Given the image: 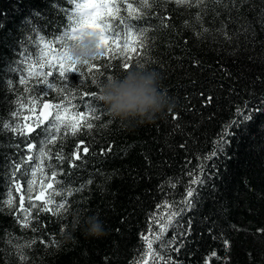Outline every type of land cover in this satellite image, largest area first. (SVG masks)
I'll return each mask as SVG.
<instances>
[{
  "label": "trees",
  "instance_id": "1",
  "mask_svg": "<svg viewBox=\"0 0 264 264\" xmlns=\"http://www.w3.org/2000/svg\"><path fill=\"white\" fill-rule=\"evenodd\" d=\"M98 4L107 5L99 12L104 22L119 25L129 42L139 36L142 54L130 61L117 49L115 59L109 53L77 65L64 82L47 75L51 69L36 64L34 52L44 48L42 38L52 42L68 29L65 10L71 13L74 3L0 0V264H264V112L230 127L238 108L264 99V0L236 7L231 0ZM129 24L138 27L127 32ZM126 63L158 71L175 107L148 122L114 119L89 69L96 65L101 82L122 74ZM45 81L53 84L46 96ZM92 93L99 119L79 107L91 129L72 134L60 121L47 133L38 127L48 126L45 102L61 104L50 111L70 120L78 99L88 94L87 104ZM29 126L35 131L28 133ZM224 132L231 133L224 151L209 160ZM201 179L203 187L192 183ZM190 187L199 192L194 207L173 216L186 207ZM52 192L66 209L38 214ZM29 196L36 207H28ZM93 215L105 234H86Z\"/></svg>",
  "mask_w": 264,
  "mask_h": 264
},
{
  "label": "snow or ice",
  "instance_id": "2",
  "mask_svg": "<svg viewBox=\"0 0 264 264\" xmlns=\"http://www.w3.org/2000/svg\"><path fill=\"white\" fill-rule=\"evenodd\" d=\"M69 3H74L75 7L71 13L68 12V10H65L66 14L69 16V21L70 24L68 26V29L61 35L54 37L52 42H45L42 38L41 42L44 43V48L40 49L39 52H34V55L36 56L35 63L41 65L42 67L44 66L45 63H47V66L51 71L47 72V75L51 76L53 80L55 79H62L64 82L67 80V76L65 75L66 73L69 72H78L79 69L77 68V65L75 64H69L65 65L64 60H65V42L69 40H73L77 38V33L82 27H88L94 31H97L100 33V40L101 43L98 45L99 47H102L103 49H107V52L103 51L102 56L108 55L109 53H113L112 59H115V52L117 49H119V56L120 57H126L131 61L133 54L141 55L142 53L139 51V49L135 46L136 44H139L141 48H143L142 42L139 40V36H137V39L134 42H129L127 40V35H123L120 29L119 25L115 26H110L109 24H106L104 22L103 17L100 15L98 11H96V6L89 4L88 0H85L83 3L76 2V0H68ZM145 5H147V0H143ZM178 3L183 4L185 0H177ZM200 2H203V0H200ZM243 4L247 3V0H231V6L236 7L237 4ZM100 7H107L106 4L101 5ZM129 8L132 7L131 4L128 5ZM225 7L227 8L228 5L226 4ZM118 11V8H117ZM231 11V9H229ZM261 25L264 27V20H261ZM137 25L135 24H129L127 32H132L133 29H137ZM108 37H113L111 41L108 39ZM123 39V47H121L120 43H118V39ZM58 43L60 47L54 48L53 44ZM131 43V46H130ZM83 65H89L88 63H85ZM130 64H124L123 67L125 69L130 68ZM105 68L107 67L104 66ZM99 69L96 68V65L93 64L92 67L89 69V72L91 73V80L92 83H99V81L96 80L95 74L98 72ZM83 73H81L82 75ZM110 77V76H109ZM108 78V77H107ZM45 85L47 88L46 90L41 89V92H44V95L46 96L49 91L52 90L53 84L49 83L48 81H45ZM81 85L83 86V81H81ZM66 88L71 87L67 83H65ZM88 94L82 95L77 102V105H74L72 110L73 112L76 113L70 120L65 118L62 119L59 114L53 115L52 112H48L47 115L45 116V120L48 121V126L44 127V121H40L38 127L41 128L42 131L47 133L48 131L51 130L52 128V122L53 121H60L64 127L70 128L71 133L75 134L82 128L86 127L88 129H91L93 127V124L90 122H87L85 119V114L79 112V107H86L88 110L89 114H92L93 118L99 119L98 116L95 115L96 113V108H94L92 105L95 102L96 94L92 93L90 94L92 96V100L89 101L87 104H84L83 101L86 98ZM44 109H50V108H55L57 110L61 109L62 105L61 104H44L43 105ZM67 110V109H65ZM259 112H264V99H262L259 103V105H253L252 107H249L247 104H245L243 109L238 108L237 109V115L238 119L233 120L231 122L230 127H236V126H245L247 122H250L254 119L255 114ZM49 117H51V120H49ZM79 117V118H77ZM7 130L10 131H18V129L11 127V125H4ZM35 131L31 126L28 127V133H32ZM20 134H25L21 132ZM231 133L230 132H224L221 134V139H220V146L218 147L216 152L212 153V156L209 157L208 159L211 160L213 157L218 155L219 153H222L224 151V145H226L227 137H230ZM27 147L29 149H32L34 146L31 143L27 144ZM108 151H111V148L108 149ZM84 152H88V148H84ZM77 159L80 157L77 156ZM29 160L32 159V157L28 158ZM16 171H19L20 166L19 165H14ZM211 167V166H210ZM53 175H56L53 173ZM13 176H15V172L13 173ZM26 184H30L31 182L26 181ZM59 183V181L57 182ZM193 184H199L201 187L204 186L205 180L201 179L199 181H192ZM83 187V186H82ZM49 189H52V184L48 185ZM16 191L21 190L20 185L17 184ZM80 189H75V191H79ZM29 193L31 192V188L28 187L26 189ZM55 195H59V193L52 192L48 196L46 200V204L50 206H45V204L39 205L37 208V213L39 214L40 211H43L45 213H54L59 215L63 210L66 209V204L61 202L57 203L53 197ZM199 192L194 193L193 189L190 187L186 193V196L188 199L184 202L186 207L184 209H181L178 213L173 212L172 215H180L183 216L186 214L187 211L191 210L194 205H193V198L194 196H198ZM21 200H23V197H20ZM36 200H44L43 196H36ZM28 207L33 208L36 207V205L33 204L31 196L28 198ZM159 207V206H158ZM62 218V217H61ZM169 221H171V216H169ZM27 226V223L25 224ZM159 231L161 234L165 233L167 231V227L164 224H160L159 226ZM145 240H147V237H144ZM157 241H160V237H157ZM149 248H152V242H148ZM158 248H163L164 245L162 243L157 244ZM176 251H179V249H175Z\"/></svg>",
  "mask_w": 264,
  "mask_h": 264
},
{
  "label": "clouds",
  "instance_id": "3",
  "mask_svg": "<svg viewBox=\"0 0 264 264\" xmlns=\"http://www.w3.org/2000/svg\"><path fill=\"white\" fill-rule=\"evenodd\" d=\"M100 43L99 32L82 27L76 39L65 42V59L75 65L91 64L103 54ZM161 83L158 71L138 64L99 82V99L114 119L148 122L175 107ZM85 231L90 236L106 233L104 222L95 215L87 217Z\"/></svg>",
  "mask_w": 264,
  "mask_h": 264
},
{
  "label": "rangeland",
  "instance_id": "4",
  "mask_svg": "<svg viewBox=\"0 0 264 264\" xmlns=\"http://www.w3.org/2000/svg\"><path fill=\"white\" fill-rule=\"evenodd\" d=\"M85 2V1H84ZM89 4L95 5L96 6V11L100 12L101 10V5L98 4V0H88Z\"/></svg>",
  "mask_w": 264,
  "mask_h": 264
},
{
  "label": "water",
  "instance_id": "5",
  "mask_svg": "<svg viewBox=\"0 0 264 264\" xmlns=\"http://www.w3.org/2000/svg\"><path fill=\"white\" fill-rule=\"evenodd\" d=\"M46 104H49V103H46ZM50 111V109H42V118L43 120H45V116L47 115V113ZM51 112V111H50Z\"/></svg>",
  "mask_w": 264,
  "mask_h": 264
},
{
  "label": "bare ground",
  "instance_id": "6",
  "mask_svg": "<svg viewBox=\"0 0 264 264\" xmlns=\"http://www.w3.org/2000/svg\"><path fill=\"white\" fill-rule=\"evenodd\" d=\"M46 103H49V102L47 101V102H45V104H46ZM49 104H50V103H49ZM43 108H44V107H43Z\"/></svg>",
  "mask_w": 264,
  "mask_h": 264
}]
</instances>
